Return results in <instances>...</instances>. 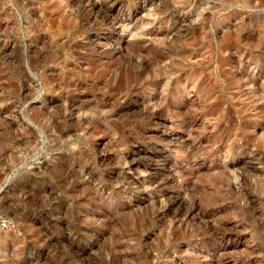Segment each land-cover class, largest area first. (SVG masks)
<instances>
[{
	"label": "rangeland",
	"instance_id": "rangeland-1",
	"mask_svg": "<svg viewBox=\"0 0 264 264\" xmlns=\"http://www.w3.org/2000/svg\"><path fill=\"white\" fill-rule=\"evenodd\" d=\"M0 264H264V0H0Z\"/></svg>",
	"mask_w": 264,
	"mask_h": 264
},
{
	"label": "built area",
	"instance_id": "built-area-1",
	"mask_svg": "<svg viewBox=\"0 0 264 264\" xmlns=\"http://www.w3.org/2000/svg\"><path fill=\"white\" fill-rule=\"evenodd\" d=\"M10 224V220L3 214L0 209V228L8 227Z\"/></svg>",
	"mask_w": 264,
	"mask_h": 264
}]
</instances>
